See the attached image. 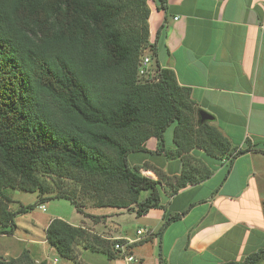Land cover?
Masks as SVG:
<instances>
[{
	"label": "trees",
	"instance_id": "obj_1",
	"mask_svg": "<svg viewBox=\"0 0 264 264\" xmlns=\"http://www.w3.org/2000/svg\"><path fill=\"white\" fill-rule=\"evenodd\" d=\"M158 1L157 7L165 9L166 0ZM122 10V5L114 0H0V184L21 179L23 190L39 192L43 189L34 178L36 170L58 175L79 170L88 175L101 174L105 184L121 182L133 195L129 202L114 201L106 206L135 205L136 216L163 207L158 179L132 168L128 156L134 152L164 154V132L171 124V148L173 144L176 147L177 128L187 117V107H195L196 114L198 108L190 89L176 82L173 71L152 61L165 25L158 28L152 43L147 38L137 41L115 24ZM148 12L146 5L149 38ZM146 41L155 73L139 77L137 69L143 57L135 58ZM56 112L67 122L60 124ZM205 125L213 127L209 140L225 150L227 159L206 146L196 149L225 161L223 179L236 157L250 151L264 153L250 141L244 147L232 145L210 121L198 127ZM146 127L151 130L143 133ZM150 137L156 139L154 150L145 145ZM177 159L178 185L168 195L206 180L213 172L201 159L204 170L200 174L198 168L186 169L183 160ZM145 170L156 174L150 168ZM49 198H39L38 202ZM37 204L20 206L10 214V219ZM195 204L192 202L170 215L163 227L178 220ZM85 214L92 219L104 216ZM6 233H12L11 229L0 231ZM45 237L58 255L70 259L66 239L52 226L47 227ZM230 245L232 256L218 264H252L264 257V248H258L242 261H235L236 244ZM159 250L158 264H166ZM17 260L0 258V264H15Z\"/></svg>",
	"mask_w": 264,
	"mask_h": 264
},
{
	"label": "crops",
	"instance_id": "obj_2",
	"mask_svg": "<svg viewBox=\"0 0 264 264\" xmlns=\"http://www.w3.org/2000/svg\"><path fill=\"white\" fill-rule=\"evenodd\" d=\"M158 4V0H147L151 43L161 24L165 25L152 61L173 71L176 82L190 89L197 108L213 115L210 122L232 145L261 142L256 148L264 150V0H166L165 9ZM145 145L154 150L156 139L148 138ZM194 154L213 171L211 176L175 194H161L163 207L142 215L157 223L151 230L159 235L160 249L167 228L199 208L175 237L176 241L186 237L184 260L166 264H216L230 258V239L238 224L243 229L235 256L247 242L249 230L264 232V153L250 151L236 157L224 179L225 161L202 150ZM175 167H180L179 162ZM217 178V185L206 187ZM192 202L196 204L186 214L163 227L170 215ZM111 209L96 215H106L114 223L119 208ZM251 210L260 218L252 221ZM123 236L132 241L138 238Z\"/></svg>",
	"mask_w": 264,
	"mask_h": 264
},
{
	"label": "rangeland",
	"instance_id": "obj_3",
	"mask_svg": "<svg viewBox=\"0 0 264 264\" xmlns=\"http://www.w3.org/2000/svg\"><path fill=\"white\" fill-rule=\"evenodd\" d=\"M114 2L123 7L115 24L120 27L125 35L134 37L137 41L147 38L148 43H151L146 34L145 24L147 0H114ZM147 41L144 47L139 48L135 59H141L144 55L149 56L150 50ZM186 113L187 117L182 119L177 128L176 147L173 144V148H171L174 126L171 124L164 132L167 149L164 154L145 155L141 152H134L128 156V162L132 168L142 175L158 179V188L162 194L163 192L170 193L178 185L176 175L179 168L176 169L175 166L178 162L180 164V160L177 157L183 160L186 169L198 168L197 174L204 170L201 160L194 154V151L199 150L196 149L197 147L206 146L227 159L225 150L221 151L209 140L210 133H213V127L208 125L198 127V117L195 113V107L192 105L187 107ZM55 117L60 124L67 122V119L58 112H56ZM146 130L150 131L151 129L146 127L143 133ZM255 145L263 144L259 142ZM172 160H178V162ZM166 161L170 163V167L163 165ZM145 168L154 170L156 174L152 175ZM34 178L43 190L39 192L23 190L21 179H16L15 182L8 185L0 184V231L6 229L12 231L10 234H0V258L9 260L17 258L15 264L27 262L34 264H117L113 245L116 242L126 241V239L130 240L124 238L123 235H128L131 238L139 237L136 230L142 228L145 231L144 238L140 241L133 240L134 243L131 245L132 252L139 259L136 264H157L159 235L157 236V233L151 230L157 223L153 219L136 216L135 205L117 208L118 214L114 223L108 222L106 215L99 219H92L85 214H103L113 210L112 207L106 205L114 201H131L133 195L123 183L105 184L101 174L88 175L79 170L68 171L65 175L36 170ZM219 180V178L215 179L206 187L217 185ZM41 194L44 196H40ZM57 196H66L69 199L57 198ZM44 197L50 198L39 203L38 199ZM72 201L78 205V208ZM33 203L38 204L33 209L16 214L10 219V214L20 206ZM40 205H43L44 208H40ZM198 209V207L194 208L184 221L173 223L164 232L163 243L159 251L166 263L184 260L185 254L182 251V246L186 237H181L178 241L175 240V237L183 225L193 218ZM248 212L252 221L260 218L257 211ZM12 222L14 226L11 228ZM48 226H52L60 237L66 239L70 259L58 255L54 247L46 242L45 232ZM242 226L238 224L237 232L233 231L230 243L236 244L238 242V234L242 231ZM246 241L240 254L235 256L236 251L234 250L235 261H242L247 254L258 248H264V232L263 234L256 233L253 228L249 230ZM252 264H264V257Z\"/></svg>",
	"mask_w": 264,
	"mask_h": 264
},
{
	"label": "built area",
	"instance_id": "obj_4",
	"mask_svg": "<svg viewBox=\"0 0 264 264\" xmlns=\"http://www.w3.org/2000/svg\"><path fill=\"white\" fill-rule=\"evenodd\" d=\"M154 69L151 67V59L150 56L144 55L142 60L140 61L137 69V74L139 77H145L148 74L154 75ZM40 208H44L43 205H40ZM144 229L138 228L136 230V234L139 237L136 239L140 241L144 238L145 233ZM134 241L127 240L122 242H116L113 245V251L115 253V257L117 260V264H136L139 259L132 252L131 245Z\"/></svg>",
	"mask_w": 264,
	"mask_h": 264
},
{
	"label": "water",
	"instance_id": "obj_5",
	"mask_svg": "<svg viewBox=\"0 0 264 264\" xmlns=\"http://www.w3.org/2000/svg\"><path fill=\"white\" fill-rule=\"evenodd\" d=\"M197 117H198V124H201L206 121H213V115L208 113L207 111L203 109H198L197 110Z\"/></svg>",
	"mask_w": 264,
	"mask_h": 264
}]
</instances>
